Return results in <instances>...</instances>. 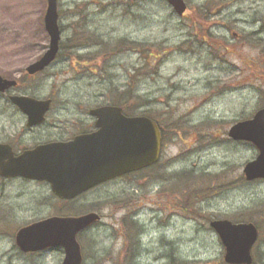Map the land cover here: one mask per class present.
I'll use <instances>...</instances> for the list:
<instances>
[{
	"label": "rangeland",
	"instance_id": "obj_1",
	"mask_svg": "<svg viewBox=\"0 0 264 264\" xmlns=\"http://www.w3.org/2000/svg\"><path fill=\"white\" fill-rule=\"evenodd\" d=\"M184 1L179 16L166 0H57L59 53L28 75L48 46L46 0H0V74L20 80L10 93L53 98L25 142L62 135L48 121L64 125L115 98L163 134L156 167L70 202L45 183L0 182V264H61L60 246L19 250L16 229L88 211L101 217L77 236L83 264H222L209 225L222 217L257 225L253 264H264V179L242 173L257 149L227 134L264 105V0ZM21 115L0 94V140L21 130Z\"/></svg>",
	"mask_w": 264,
	"mask_h": 264
},
{
	"label": "water",
	"instance_id": "obj_2",
	"mask_svg": "<svg viewBox=\"0 0 264 264\" xmlns=\"http://www.w3.org/2000/svg\"><path fill=\"white\" fill-rule=\"evenodd\" d=\"M166 1L178 15L186 10L184 0ZM46 3L43 23L49 37L48 46L25 67L29 74L48 66L59 49L57 0H46ZM15 84V79L0 74V92ZM9 98L27 115L28 125L42 122L51 102L50 98L25 94H11ZM89 113L96 117L98 129L78 134L72 140L39 144L16 156L7 144L0 143V175L46 180L56 196L72 198L98 183L158 160L161 135L155 120L146 115H126L115 104L92 107ZM227 134L234 140L249 141L257 149L255 157L243 165L244 178L264 179V106L251 117L232 123ZM99 218L95 211L48 216L19 227L15 243L23 252L60 246L64 252L61 264H82L77 234ZM209 225L222 243L225 263H252L251 248L258 236L252 221L214 218Z\"/></svg>",
	"mask_w": 264,
	"mask_h": 264
},
{
	"label": "flooded vegetation",
	"instance_id": "obj_3",
	"mask_svg": "<svg viewBox=\"0 0 264 264\" xmlns=\"http://www.w3.org/2000/svg\"><path fill=\"white\" fill-rule=\"evenodd\" d=\"M41 71H39V72H41ZM39 72H37V73H39ZM37 73H34L32 75H35ZM19 83H20V80H17L15 88L18 87ZM10 90H12V88H9V89H7V90H5L3 92H0V94L1 95L2 94H4V95L6 94L8 99H9V95L11 94ZM46 98H50L51 102H50V107L47 110V112L45 113L44 120L42 122H40L38 124L28 125L27 124V115L22 113V115L20 116V117H22V121H23V123L20 124V126H21L20 129L21 130L20 131L18 130L17 132L15 130H13L12 134L6 135L7 136L6 139L0 140V143L7 144L10 147V150H11L13 156H16V155L20 154L21 152H23L26 149L34 148L35 146H37L39 144H44V143H49V142H56V141H69V140H72L74 138V136H76L78 134L90 133V132H93V131L98 129V126L96 125V117L88 112V113H84V115H82L81 118L79 117L77 119H73L72 118L73 120L72 119L66 120L64 125H58V124L54 123V120H52L51 122L48 121L51 127H58L60 132L62 133V135H56V133H54L52 136H47L45 138L36 137V138H34V140H31L29 142H25L26 138L31 137V136H27L26 137L25 136L26 133H28L29 131H31L33 129L43 127L44 125L47 124L48 115H49L48 112L51 110L53 98L50 97V96H48ZM158 126H159L160 134H161V147H162V141H163L162 129H161V126L159 124H158ZM3 129H7V128L5 126H3ZM160 156H161V150H160ZM160 156H159L158 160L156 162H154L153 164H150L148 166H144L142 168L126 172V173H124V174H122L120 176L113 177L111 179L105 180V181H103L101 183H98V184L88 188L85 191L80 192L79 194L75 195L72 198H59L58 196H56L51 190L50 183L48 181H46V180H38V179H34V178H26V177L19 176V175H16V176H3V175H0V182H1V184H3V182L6 181V180L18 179V180H22V181H31V182H36V183H45L49 187L51 193L58 200H60L62 202H70L72 200H76V199L82 197L83 195H85L89 191H91V190H93V189H95V188H97L99 186H103V185L108 184L110 182H113V181H115L117 179L132 178V177H134L135 175H137L139 173H144L145 174V171H147L150 168H154V167H156V165H158Z\"/></svg>",
	"mask_w": 264,
	"mask_h": 264
},
{
	"label": "trees",
	"instance_id": "obj_4",
	"mask_svg": "<svg viewBox=\"0 0 264 264\" xmlns=\"http://www.w3.org/2000/svg\"><path fill=\"white\" fill-rule=\"evenodd\" d=\"M109 103L121 105L125 113L132 114L129 107V101L126 98H115L112 99ZM236 221H245V220H236ZM222 264H224L223 260H222Z\"/></svg>",
	"mask_w": 264,
	"mask_h": 264
}]
</instances>
